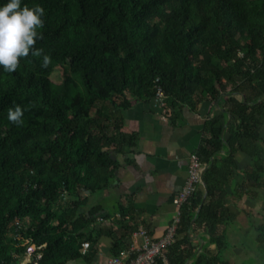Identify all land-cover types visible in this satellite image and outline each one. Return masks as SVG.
Returning <instances> with one entry per match:
<instances>
[{
    "label": "trees",
    "instance_id": "trees-1",
    "mask_svg": "<svg viewBox=\"0 0 264 264\" xmlns=\"http://www.w3.org/2000/svg\"><path fill=\"white\" fill-rule=\"evenodd\" d=\"M25 4L45 10L44 38L36 43L43 53L22 58L12 73L0 66V264H21L29 246H41L38 264H65L81 257L82 244L94 245L84 229L97 211L85 213L81 195L112 183L118 157L136 145L135 134L119 132V112L154 104L157 88L164 94L160 111L173 121L196 108L198 91L227 117L204 123L195 151L205 168L204 194L196 191L182 207L166 264L187 263L194 254L187 235L195 228L225 247L217 224L227 217L222 201L237 151L251 159L247 183L264 187V0ZM43 55L51 58L46 68ZM56 68L57 83L50 78ZM17 105L22 125L7 118ZM262 218L257 230L264 241ZM192 264L228 263L217 253L194 256Z\"/></svg>",
    "mask_w": 264,
    "mask_h": 264
},
{
    "label": "crops",
    "instance_id": "crops-1",
    "mask_svg": "<svg viewBox=\"0 0 264 264\" xmlns=\"http://www.w3.org/2000/svg\"><path fill=\"white\" fill-rule=\"evenodd\" d=\"M198 96L201 102L196 108L183 109L174 121L152 102H136L119 112V132L135 134L136 145L118 157L120 166L108 188L81 195L86 199L84 212L88 208L97 211L94 221L84 229L94 245L65 264H107L114 250L140 246L141 238L132 237L138 224L144 225L154 239L165 234L175 212L172 199L187 177L190 155L202 143L204 123L211 118H227L217 101L204 91H198ZM260 135L264 139V125ZM234 160L236 168L228 177L222 201L227 217L217 224V234L224 235L226 246L217 248L206 232L195 228L187 235L194 254L186 264H192L194 256L217 253L228 264H264V241L257 230L264 216V187L247 183L248 156L237 151ZM197 192L204 194L202 182Z\"/></svg>",
    "mask_w": 264,
    "mask_h": 264
},
{
    "label": "clouds",
    "instance_id": "clouds-1",
    "mask_svg": "<svg viewBox=\"0 0 264 264\" xmlns=\"http://www.w3.org/2000/svg\"><path fill=\"white\" fill-rule=\"evenodd\" d=\"M45 10L40 5L21 6V0H9L0 7V66L5 72H15L20 60L32 56L39 57L43 49H37L36 43L42 40L39 31L44 26ZM51 58L43 55L42 67H48ZM24 110L19 106L8 110V120L16 125L23 124Z\"/></svg>",
    "mask_w": 264,
    "mask_h": 264
},
{
    "label": "built area",
    "instance_id": "built-area-1",
    "mask_svg": "<svg viewBox=\"0 0 264 264\" xmlns=\"http://www.w3.org/2000/svg\"><path fill=\"white\" fill-rule=\"evenodd\" d=\"M163 98L164 94L162 90L157 88L154 106L158 108L161 107ZM203 169L204 167L199 162L197 155L192 153L189 157L187 177L176 196L172 199V204L175 208L174 216L165 234L161 238L154 239L144 225L138 224L136 229L132 232V237L141 238L140 246L120 250L117 255L109 257L107 264H156L157 259H161L162 262L166 264L164 251L175 241L181 209L188 203L191 196L197 191L198 186L201 184ZM88 247V243L82 244L81 252H85ZM40 248L41 246H29L21 264H38L42 257V254L37 252Z\"/></svg>",
    "mask_w": 264,
    "mask_h": 264
},
{
    "label": "rangeland",
    "instance_id": "rangeland-1",
    "mask_svg": "<svg viewBox=\"0 0 264 264\" xmlns=\"http://www.w3.org/2000/svg\"><path fill=\"white\" fill-rule=\"evenodd\" d=\"M62 76V69L61 68H56L52 73H51V80L55 83L59 82Z\"/></svg>",
    "mask_w": 264,
    "mask_h": 264
}]
</instances>
